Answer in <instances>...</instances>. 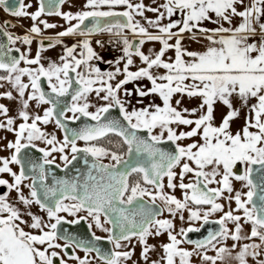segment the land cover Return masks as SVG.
<instances>
[{"label":"snow or ice","instance_id":"snow-or-ice-1","mask_svg":"<svg viewBox=\"0 0 264 264\" xmlns=\"http://www.w3.org/2000/svg\"><path fill=\"white\" fill-rule=\"evenodd\" d=\"M34 2L31 10L33 3L25 0H0L6 14L32 21L23 35L7 31L14 27L8 22L0 27V36L7 41L0 43V88L9 86L0 98L18 104L16 116H9V108L0 104V117H4L0 130L14 135L2 149L10 155L0 157V174L10 177L0 178V186L7 189L0 194V264H55L57 259L58 264L97 260L100 264H137L133 260L136 244L144 264H191L194 255L201 264H224L226 259L249 264V257L254 264H264V0H152L155 6L143 0H85L74 13L61 11L69 0ZM43 16L60 17L67 27L54 37H45V30L62 26ZM97 33L109 34L114 38L110 43L122 46L123 54L108 61L114 71L102 72L90 63L102 59L90 39ZM69 36L80 39L64 46L59 62L49 60L45 66L44 40L50 41L47 48H55ZM37 37L39 47L32 57L30 46ZM186 41L202 44V50H190ZM17 42L29 47L21 51L14 47ZM146 42H158V51L149 49L145 54ZM95 44L104 47L100 39ZM133 57L141 62L135 71L130 70ZM42 79L50 92L42 88ZM142 80L150 86L125 87ZM93 93L102 103L89 102ZM68 96L70 103L62 99ZM185 98L197 99L198 106L183 107ZM31 102L37 109L48 107L42 115L33 113ZM218 105L223 106L219 122ZM113 108L119 109L122 119L109 115ZM82 117L94 123L78 129L63 123ZM241 118L243 124L234 133L231 126ZM53 121L65 133L63 140L42 130L41 125ZM110 134L120 139L114 147L125 151L97 146V141ZM186 140L191 142L184 144ZM37 141L50 147L38 148ZM77 141L85 146L78 147ZM166 143L173 146L171 150L160 147ZM29 148L43 153L42 163L22 153ZM53 153L59 154L65 168L79 153L91 156L83 181L77 176L45 183V165L56 160ZM106 157L109 162L102 163ZM238 164L244 166L242 174L233 171ZM10 165H20L19 171ZM254 172L259 173V183H254ZM233 180L241 182V190L233 187ZM23 188L29 190L27 195ZM165 188L180 189L182 198ZM33 205L46 219L31 210ZM82 211L86 216L72 221L61 215L76 216ZM165 211L182 224L186 212L188 227L177 231L173 219L160 218ZM216 213L219 218L210 220ZM88 218L107 236L92 232L91 240L85 241L58 228L62 221L75 224ZM196 222H202L201 226L214 223L218 229L201 240L187 239L189 233L200 231L193 227ZM164 234L167 242L159 245L162 254L151 260L156 245L148 239ZM103 239L112 245L110 251L93 243ZM229 239L234 242L231 248L223 243ZM184 244L193 248L188 250ZM65 249H72V254ZM76 249L84 253L83 258ZM209 251L215 255H208Z\"/></svg>","mask_w":264,"mask_h":264},{"label":"flooded vegetation","instance_id":"flooded-vegetation-1","mask_svg":"<svg viewBox=\"0 0 264 264\" xmlns=\"http://www.w3.org/2000/svg\"><path fill=\"white\" fill-rule=\"evenodd\" d=\"M84 0H69V3H66L64 5L61 6V11H72L73 13L80 10L82 5L84 3H82ZM26 3H33V9L31 10H34L35 9V2L34 0H25ZM69 4L71 5V7H69ZM30 10V11H31ZM119 10V9H118ZM43 19H46L48 22L50 23H55L57 25H60L62 27H57L55 29H48V30H45L44 31V36L45 37H54L55 34L59 31H62L64 30V27H67V25L65 24V22L60 18V17H56V16H52V17H48V16H43L41 17ZM4 22H8L9 25H14V27L12 26H9L7 27V31L9 32H12L14 35H23L26 33L27 29L31 26L32 24V21L30 19H27V18H13L11 17L10 15L6 14L2 8H0V27H4ZM86 24H88L89 26L91 25V22L90 21H86L85 22ZM97 35H104V46L105 48L107 47L108 44H111L109 41L110 39H114L112 37L109 36V34L107 33H97L95 34V36ZM95 36H92L90 38H93ZM5 38V37H4ZM80 39L79 37L77 36H69V37H64L63 38V44L61 45H57L55 48H47V45L50 43V41L48 39H45L44 40V45L46 47V50L42 53L43 57H44V60L42 61L43 63H45V65H47V61L49 60H52V61H56V62H59V56L63 54V48L64 46H71L73 43H76V41ZM103 41V39H101ZM5 43L7 42L6 41V38L4 39ZM39 42H40V38H34V41H33V44L30 46L31 47V56L34 57L35 56V53L39 47ZM92 46L93 48L96 50V52L98 51V53H100V56L101 57H105L106 58V55L104 53V50L103 48H100L98 47L95 43H92ZM14 47H19L21 48V51H25L27 50V48L29 46H26V45H23L21 44L20 42H17V44L14 46ZM122 46L119 45L117 48L118 50H120ZM109 60H104V61H99V60H93L91 61L90 63H92L94 66L96 67H99L100 70L102 72H107V71H114V69L112 70H108L109 67L112 66V64L108 63ZM121 65V64H120ZM21 66H24L23 64ZM74 76V74H71ZM42 82H44L46 84V88L48 90H50L48 88V84H47V81L46 80H43L42 79ZM46 107H48V105H46ZM68 116L71 115V113H68L67 114ZM55 126L56 124L54 122H52ZM57 127V126H56ZM58 131H59V134L61 136V139L63 140V136L60 132V129L57 127ZM119 139V138H118ZM120 141V140H119ZM106 142V143H105ZM104 142V144H107V147L106 146H103L109 150H112L110 147V143H112V139H109V140H106ZM114 142V141H113ZM77 145L78 147H84L85 144L84 143H80L77 141ZM97 145L99 146H102L100 145L99 143H97ZM38 147V146H37ZM39 148V147H38ZM125 151V149L123 148V150L121 152ZM71 157V156H70ZM69 157V158H70ZM42 158H43V153H42ZM103 162V161H102ZM56 164H58L57 162H55ZM64 162H62L61 164L59 165H62ZM107 163V162H105ZM17 166V165H16ZM243 165H237L233 171L236 173V174H242L243 172ZM18 168V167H17ZM133 179H135V177H133ZM29 182V181H28ZM5 191H6V188H5ZM4 191V192H5ZM165 191L169 192L170 194H174L177 196L176 194V190L173 192V190H170V189H165ZM180 198H182V194L179 195ZM147 200V198H145ZM222 202H224L223 200H221ZM221 201H218V202H221ZM225 203V202H224ZM157 205H159L161 208H163V205L160 201H157ZM232 207H235V204L233 202L232 204ZM225 210H227V207H225ZM83 212V211H82ZM84 214H86L85 212H83ZM185 215V222L182 224L181 221L176 218V219H173L166 211L163 212V215L162 217L160 218H168V219H173V223L176 225V230L178 231L179 228L181 226L183 227H188V223H187V213L185 212L184 213ZM219 215L220 213H216L214 214L213 216H211L209 219L210 220H216L219 218ZM80 216H83V215H77L75 217H64L65 220L67 221H72V220H75V219H78V217ZM85 222L87 223V225H89V221H87L85 219ZM92 222V220H91ZM202 222H196L193 227H198L200 228V231L199 232H192V233H189L188 234V237L187 239H191V240H201L203 239L205 236H207V233L209 231H215L218 229V225L214 224V223H209V224H206V225H203L201 226ZM106 226H109V225H106ZM228 227L229 228H232V224L229 223L228 224ZM95 231V234L97 236H101V237H106L107 236V233L105 232H102L101 230L97 229L93 223V226L92 228L90 229L91 233L93 232V230ZM100 231L101 234L97 233V231ZM249 231V226L248 225H245L244 226V232L247 233ZM60 242V241H59ZM167 242V236L166 234L164 235H161L160 237H150L148 239V243L149 244H152V245H156V251L155 252H152L150 253V259L151 260H158L160 255L162 254V249L159 247V245H161L162 243H166ZM248 241H242L241 243H246ZM258 242V241H257ZM62 243V242H60ZM134 244H136V241L134 240L133 241ZM225 246L231 248V245L234 243L232 240H226L223 242ZM110 245V250L112 248V245L109 243ZM184 248L188 249V250H191L193 248V245H190V244H184L182 245ZM109 250V251H110ZM239 249H236L233 251V255H235V252L238 251ZM59 251V250H58ZM66 252H68L69 255L72 254V249H65ZM76 251V254L79 255L80 257H84V253L82 251H78V250H75ZM140 251H141V248L138 244H136V247H135V253H134V256H133V260H136L137 261V264H144L143 260L139 259L140 257ZM93 257L95 256V254H91ZM208 255H215V252L214 251H209L208 252ZM66 258V257H65ZM248 261H249V264H254V262L252 261L251 257L248 258ZM55 264H58V259L55 261ZM69 264H75V261H69ZM94 264H100V262L97 260V261H94ZM129 264H131V261L129 262ZM191 264H201V261L199 259L198 256H193L191 258ZM217 264H220V262L218 261ZM224 264H236V262L234 260H231V259H226L224 261Z\"/></svg>","mask_w":264,"mask_h":264},{"label":"rangeland","instance_id":"rangeland-1","mask_svg":"<svg viewBox=\"0 0 264 264\" xmlns=\"http://www.w3.org/2000/svg\"><path fill=\"white\" fill-rule=\"evenodd\" d=\"M84 2H85V0L82 3H84ZM143 2L146 5L155 6V5L152 4V0H143ZM162 2H163V0H157V3H162ZM146 15L149 16V17H152V18H154V16H155V14H153V13H146ZM103 38H104V35H97V36H95L93 38H90V39L92 40V43H95L96 39H100L101 40ZM129 38L132 39L130 34H129ZM118 46L119 45H117L115 43L108 44L106 48L104 46L103 50H104V53L106 55V58L102 57V59H100L99 61H104V60L114 61L115 59L120 57L123 53H122L121 50H118V48H117ZM159 47L160 46H159L158 42H146L145 45L142 46V50L145 52V54H149V49L158 51ZM97 53H98V51H97ZM99 55H100V53H99ZM133 59H134V64H133V66H130V70L131 71H135L137 69V67L141 66V62H140L138 57H133ZM45 66H47V65H45ZM120 67L123 68V61L121 62ZM112 69H114L113 64H112L111 67L108 68V70H112ZM159 71L163 72L162 69H160ZM119 78H122V77H119ZM25 82H27L26 78H25ZM8 87H9L8 85H5V88H0V92L5 91ZM13 95H15V92L13 93ZM89 102L91 104L102 103L100 101H97L94 93L89 96ZM198 103H199V101L197 99L188 100L187 98H185V101H184L182 106L191 109V108L197 107ZM0 104H4L6 107L9 108V113H8L9 116H16V112L18 110V104H17L16 101H14V100L13 101H9L7 99L0 98ZM44 107H46V105H42L39 109H37L36 106H35V103L31 102L30 111L33 112V113H37L38 112L39 114L42 115V110H43ZM90 110L94 111L95 109L91 108ZM2 119H4V117H0V120H2ZM19 122L20 121L17 120V124ZM41 128H42L43 131L49 133L50 135L54 134L57 137V140H62L57 127L52 122H50L47 125H41ZM182 130H188V129L183 128ZM5 137H6V139H4ZM9 140H14V135L12 133H8L6 131L0 130V157H7V156L10 155L9 151L2 150L3 149V145L6 144L7 141H9ZM189 142H191V141H188V140L183 141L184 144H187ZM36 144H37V146L39 148H49L50 147V146H47V145H45L44 143H42L40 141H37ZM97 146H99V145H97ZM65 154H67L69 157L71 156L70 151L67 150V149H66ZM53 155L56 156L55 162H57L58 164H61L63 162V161H61L59 159V154L58 153H53ZM49 158H51V157H49ZM102 161L103 162H107V163L109 162L107 157L104 158ZM10 166L13 168L14 171L18 172V168H17L16 165H10ZM0 178H4V179H9L10 180V177H8L7 174H0ZM24 183L27 184L29 182L25 181ZM211 186L215 187L216 185H211ZM233 187L236 190H241V182L233 180ZM165 189L167 190V188H165ZM22 190L24 191L25 195L28 194L29 190L27 188H23ZM6 191H7V189H6ZM244 191H246V189H244ZM175 192L177 194V198H180L179 195L182 194L181 190L180 189H176ZM10 196H11L12 199H15V196H16L15 192H12L10 194ZM220 203H224V202L221 201ZM31 210L34 213L45 217V219H46V215L43 212L40 211V209H39V207L37 205H33ZM61 215H63L64 217H70V218L75 217V216H69L67 213H61ZM77 215L86 216V214H84L83 212L77 213ZM25 218L27 219V217H25ZM86 220L89 221V223L93 224V222H91V218H88ZM26 230H28V229H26ZM93 232H95V231L93 230ZM97 233L101 234L100 231H97Z\"/></svg>","mask_w":264,"mask_h":264},{"label":"water","instance_id":"water-1","mask_svg":"<svg viewBox=\"0 0 264 264\" xmlns=\"http://www.w3.org/2000/svg\"><path fill=\"white\" fill-rule=\"evenodd\" d=\"M93 36H95V34ZM4 39H5L4 37L0 36V43H5ZM137 42H138V39L134 40V43H137ZM13 55H18V54L13 53ZM42 88L45 90V92H50V90H48L46 88V84L44 82H42ZM62 99L65 102H68V103L71 102L70 96L62 98ZM109 115L112 118L122 119L119 116V109L118 108L111 109ZM63 123L65 124V126L67 128H70V129L77 128L78 129L79 127H81L85 123L91 124L94 122L88 121L87 118L82 117L81 120L76 121V122H72L70 120H64ZM60 132H61L62 136L64 137L65 133L61 129H60ZM140 135L146 136V133H140ZM117 138H119V137H117ZM78 142L84 143L83 141H78ZM160 147L164 148L165 150H171L173 146L170 143H166V144L160 145ZM22 153L26 154L28 157H30L35 163H37V164L42 163V160H43L42 153L37 151L36 148H29L26 150H22ZM70 159H71V157H70ZM85 159H87V162H88L87 164L85 163ZM91 163H92V157L91 156L86 157L85 154L79 153V154H77V159L74 160L72 162V164L68 165L67 168L64 167V163L62 165H60L59 168L56 167V165H57L56 163H54L52 165H45V169L47 172V179H46L45 183L51 184L54 179L71 180L77 176L80 177L81 182H82L84 179V176L89 171L88 165H90ZM102 163H105V162H102ZM17 167H18V171H19L20 165H17ZM256 167H258V166H256ZM93 174L95 175L94 171H93ZM29 175H32V173L30 172ZM258 177H259V173L254 172L253 173L254 183H259ZM30 182L31 181L29 180V183ZM4 191H5V187L0 186V194H3ZM65 221H67V220H65ZM58 228L61 231L65 232V234L74 236L77 239H82L85 241L91 240V231H90L87 223L85 222V220H80L79 223H75V224L62 221L61 225H59ZM60 242L63 243V241H60ZM93 243H96L98 247H101L102 249H104L106 251L110 250V245L106 239H103V240L98 241V242L93 241ZM76 250L80 251L79 249H76Z\"/></svg>","mask_w":264,"mask_h":264},{"label":"crops","instance_id":"crops-1","mask_svg":"<svg viewBox=\"0 0 264 264\" xmlns=\"http://www.w3.org/2000/svg\"><path fill=\"white\" fill-rule=\"evenodd\" d=\"M179 18L178 16H174L172 19H177ZM167 20H164L163 23H167ZM264 22V21H262ZM235 23V21H234ZM208 27H214V25H207ZM227 26V25H225ZM131 36V34H130ZM252 42V41H250ZM138 43V42H137ZM159 44V43H158ZM160 46V45H159ZM185 46L188 47L190 50H202V44H196V43H188L187 41L185 42ZM169 56L173 55L172 52L168 53ZM136 85H140V86H150V83L147 80H142V81H137V82H133V83H129L127 85H125L126 88H128L129 90H132ZM135 99L136 97L133 96L132 98V103L135 104ZM147 103V100L145 101ZM157 102L159 103V101L157 100ZM238 106V105H237ZM137 107H139V105H137ZM129 110L130 107H129ZM223 111V106L218 105L216 108V118H217V122H219L220 119V113ZM243 124V119H237L231 126V130L235 133L237 130H239L241 128Z\"/></svg>","mask_w":264,"mask_h":264},{"label":"trees","instance_id":"trees-1","mask_svg":"<svg viewBox=\"0 0 264 264\" xmlns=\"http://www.w3.org/2000/svg\"><path fill=\"white\" fill-rule=\"evenodd\" d=\"M109 139H112V143H110V148L112 150H118V151H122L123 148H120V147H114V146H118L120 144V141L117 137L113 136V135H109L108 137H105V138H102L100 139L99 141H97L96 143H99L100 145L102 146H106L107 147V144H104V142L106 140H109ZM114 141V142H113ZM106 143V142H105Z\"/></svg>","mask_w":264,"mask_h":264},{"label":"built area","instance_id":"built-area-1","mask_svg":"<svg viewBox=\"0 0 264 264\" xmlns=\"http://www.w3.org/2000/svg\"><path fill=\"white\" fill-rule=\"evenodd\" d=\"M104 39H105V38H103V42L105 43Z\"/></svg>","mask_w":264,"mask_h":264}]
</instances>
